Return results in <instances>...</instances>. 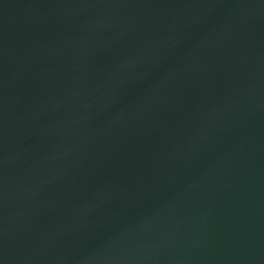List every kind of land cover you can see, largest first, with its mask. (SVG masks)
Here are the masks:
<instances>
[{
	"label": "water",
	"instance_id": "obj_1",
	"mask_svg": "<svg viewBox=\"0 0 264 264\" xmlns=\"http://www.w3.org/2000/svg\"><path fill=\"white\" fill-rule=\"evenodd\" d=\"M0 264H264V0H0Z\"/></svg>",
	"mask_w": 264,
	"mask_h": 264
}]
</instances>
